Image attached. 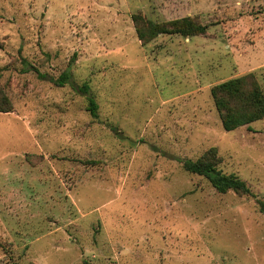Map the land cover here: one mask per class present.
I'll use <instances>...</instances> for the list:
<instances>
[{"label":"rangeland","instance_id":"rangeland-1","mask_svg":"<svg viewBox=\"0 0 264 264\" xmlns=\"http://www.w3.org/2000/svg\"><path fill=\"white\" fill-rule=\"evenodd\" d=\"M138 12L211 46L172 63ZM251 72L264 89V0H0V264H264V119L228 131L211 94ZM212 147L252 194L183 168Z\"/></svg>","mask_w":264,"mask_h":264},{"label":"trees","instance_id":"trees-1","mask_svg":"<svg viewBox=\"0 0 264 264\" xmlns=\"http://www.w3.org/2000/svg\"><path fill=\"white\" fill-rule=\"evenodd\" d=\"M137 35L143 44L149 43L162 34H181L183 36L208 35L206 24L198 18L185 16L166 21H154L142 12L132 15ZM35 69V68H34ZM71 78L70 72H63L59 77H50V81L57 86H65ZM89 95L88 110L93 117H98L99 105L91 94L88 83L80 88ZM215 105L220 114L222 124L228 131L238 129L245 125L264 119V89L256 75L251 72L232 77L211 88ZM13 105L10 97L0 87V111L10 112ZM116 133L121 132L113 127ZM222 162L216 147H212L203 153L198 159H183V168L193 174L205 177L211 185L220 193L231 190L241 194H252L247 182L236 173H226L220 168ZM259 209L264 213V200H258ZM14 264H21L16 261Z\"/></svg>","mask_w":264,"mask_h":264},{"label":"crops","instance_id":"crops-1","mask_svg":"<svg viewBox=\"0 0 264 264\" xmlns=\"http://www.w3.org/2000/svg\"><path fill=\"white\" fill-rule=\"evenodd\" d=\"M198 37H201V38L203 37L204 41L199 40ZM207 39H208V35H192V36H183L181 34H175V35H170V36L160 35V41H161L160 43L163 42L162 46H167V44H169L175 50V54L171 58H168L169 61H171L172 63L175 62V64L177 61H179V62L185 61V60L191 61V57H194V55H192V52L194 50L200 49V51H201L202 48H203V50H205L206 46L210 47L211 44L206 41ZM197 59L199 60L200 56L197 57ZM157 62H156V64H157ZM159 63H162V59H160ZM192 68L193 67L187 66L188 70H191ZM187 76H188L187 78H188L189 85L186 86V88L191 86L192 89L185 91L182 94V97H186V96H190L192 94H195V92L197 90H199V88H197L198 84L195 83L196 87L194 85L190 84V82H189L190 73L189 72H188ZM200 85H198V86L200 87ZM209 88L210 87H208V89ZM195 89H197V90H195ZM199 91L201 92L202 90H199Z\"/></svg>","mask_w":264,"mask_h":264}]
</instances>
